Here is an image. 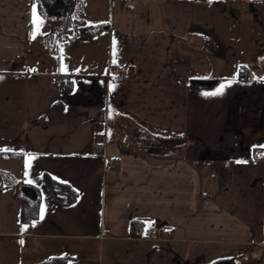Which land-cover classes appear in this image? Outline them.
<instances>
[{
	"label": "crops",
	"instance_id": "1",
	"mask_svg": "<svg viewBox=\"0 0 264 264\" xmlns=\"http://www.w3.org/2000/svg\"><path fill=\"white\" fill-rule=\"evenodd\" d=\"M134 1L129 22L125 9L101 15L96 35L67 32L47 50L55 32L36 6L0 0V171L41 193L24 226L12 189L0 190V264H264V0ZM191 78L221 81L193 90ZM129 124L185 138L182 155L126 150ZM44 172L77 201L60 206ZM134 218L165 235L130 236Z\"/></svg>",
	"mask_w": 264,
	"mask_h": 264
},
{
	"label": "trees",
	"instance_id": "2",
	"mask_svg": "<svg viewBox=\"0 0 264 264\" xmlns=\"http://www.w3.org/2000/svg\"><path fill=\"white\" fill-rule=\"evenodd\" d=\"M29 1L36 6L39 14L53 26L55 34L44 38V42L54 40L56 34L60 35L61 28H64L67 32H76L81 37L93 36L102 30L100 25L87 24L82 9L83 0ZM239 78L242 79L240 76ZM220 81L221 79L218 78H191L188 81V87L193 90L212 89ZM71 89L72 83L65 82V92H70ZM52 107L58 110L62 108L59 103L54 104ZM130 126L129 124L127 130L124 128V138L130 140V146H127L126 150L144 155L150 160H170L179 158L182 155V148L186 144L185 138L172 139L168 135L154 132L140 125ZM0 180V190L11 188L14 198L19 202L20 223L29 226L36 222L41 202L40 188L26 183L22 179H14L4 171H0ZM42 183L60 206H70L78 199V192L70 184L54 179L47 172L42 174ZM155 225L150 219L134 218L130 221L129 234L132 237H145V233L149 228H162ZM66 260V257H55L40 264H59Z\"/></svg>",
	"mask_w": 264,
	"mask_h": 264
},
{
	"label": "rangeland",
	"instance_id": "3",
	"mask_svg": "<svg viewBox=\"0 0 264 264\" xmlns=\"http://www.w3.org/2000/svg\"><path fill=\"white\" fill-rule=\"evenodd\" d=\"M97 2H98V0H83L82 9L84 11V18H85L86 22L88 21L87 24L91 23V25L94 24V25H100L101 26L102 21H105L101 18V15H107V16L108 15L109 16L114 15V16H116L117 11H122L124 9H125V12L130 13V15L128 16V19H127V22H129L132 19V17H131L132 15L136 18L142 11V7L139 6L134 0H119V2L121 3V5H119V7L116 5V3H114V5H113V3H111V0H110V1H107V2H109V4H107V6H106L107 9L104 6L103 7V14H100V11H102V10L100 9V7H96ZM124 3L126 4L125 7H123ZM128 7H129V10H127ZM119 9H121V10H119ZM52 30L54 32L53 27H52ZM50 42L52 44L58 45V44H60L61 40L59 38H56ZM46 43H49V42H46ZM195 61H197V60H195ZM218 65L219 64H217L215 71L218 70V68H220V66L222 67V65H224V63L220 64L219 66ZM254 69L256 70L255 74L257 72H259L257 68L254 67ZM215 71L212 73L213 75H220V73H222L221 68H220V70H218L216 72Z\"/></svg>",
	"mask_w": 264,
	"mask_h": 264
},
{
	"label": "built area",
	"instance_id": "4",
	"mask_svg": "<svg viewBox=\"0 0 264 264\" xmlns=\"http://www.w3.org/2000/svg\"><path fill=\"white\" fill-rule=\"evenodd\" d=\"M67 37V31L64 28L60 29V35H59V39H64ZM47 50H55L56 49V44H49L47 47ZM251 72L250 70L245 67V66H240L238 69V75L243 78V79H247L250 76ZM130 77L129 73H125L120 75L118 78L119 80H125L128 79ZM56 78L61 82V83H65L68 81V77L64 76V75H56ZM254 159H259V156H255ZM38 224V223H37ZM151 234H157L158 238H161L163 235H165V230L164 228H157V227H152L149 228L147 230V232L145 233V236H151Z\"/></svg>",
	"mask_w": 264,
	"mask_h": 264
},
{
	"label": "snow or ice",
	"instance_id": "5",
	"mask_svg": "<svg viewBox=\"0 0 264 264\" xmlns=\"http://www.w3.org/2000/svg\"><path fill=\"white\" fill-rule=\"evenodd\" d=\"M209 2H211V0H209ZM33 15L35 16V10H34V12H33ZM34 23H42V22L39 21L38 18H37L36 20H34ZM115 47H116V41H115V39H114V40H113V51H114V54H115ZM115 62H116V61L113 60V63H115ZM31 71H35V69H31ZM261 79L264 80V78H261ZM232 82H233V81H226L225 83L221 84V85L219 86V88H218L216 91H214V92H212V93H205V95H219V94H222L223 91L225 90V88H227ZM114 87H115L114 84H113V85H110V86H109L110 91H111V89L114 88ZM244 162H246V161H244ZM26 166H27V164H26ZM28 182L31 183V181H28ZM42 212H43V209H42ZM41 218H43V217H41ZM149 223H150V222H149ZM21 243H23V241H21Z\"/></svg>",
	"mask_w": 264,
	"mask_h": 264
}]
</instances>
